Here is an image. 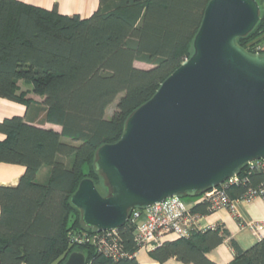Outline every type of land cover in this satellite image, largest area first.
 Instances as JSON below:
<instances>
[{
  "label": "trees",
  "instance_id": "trees-1",
  "mask_svg": "<svg viewBox=\"0 0 264 264\" xmlns=\"http://www.w3.org/2000/svg\"><path fill=\"white\" fill-rule=\"evenodd\" d=\"M208 2L99 0L98 8L82 18L56 6L0 0V97L27 107L25 115L0 121L6 136L0 140V162L25 166L16 186L0 185V264H63L73 251L83 252L86 264H141L130 220L117 230L119 247L127 253L123 258L106 257L91 242H73V233L97 230L83 222L71 196L86 177L108 194L106 184L100 190L104 177L94 169L98 148L117 142L130 114L191 56ZM263 16L261 10L256 27L238 38L242 47L252 50L251 43L264 32ZM137 61L151 67L140 68ZM21 82L43 99L29 97ZM118 97L108 118L107 108ZM44 167L49 172L38 180ZM246 167L227 189L233 200L264 191V161ZM193 210L210 212L208 202ZM226 237L219 226L196 228L188 237L165 239L149 254L160 263L176 258L217 264L207 252ZM231 244L235 257L229 264H264V236L247 250L235 240Z\"/></svg>",
  "mask_w": 264,
  "mask_h": 264
},
{
  "label": "water",
  "instance_id": "water-1",
  "mask_svg": "<svg viewBox=\"0 0 264 264\" xmlns=\"http://www.w3.org/2000/svg\"><path fill=\"white\" fill-rule=\"evenodd\" d=\"M260 20L257 0H209L193 52L127 118L94 169L109 189L83 178L71 196L83 222L116 230L134 208L196 197L264 158V54L242 47ZM63 264H86L73 251Z\"/></svg>",
  "mask_w": 264,
  "mask_h": 264
},
{
  "label": "crops",
  "instance_id": "crops-1",
  "mask_svg": "<svg viewBox=\"0 0 264 264\" xmlns=\"http://www.w3.org/2000/svg\"><path fill=\"white\" fill-rule=\"evenodd\" d=\"M44 8L52 9L54 6L63 14H79L82 18L89 17L99 5V0H21ZM23 90H29L28 96L34 100L41 101L43 98L33 92L28 84L21 82ZM108 109V108H107ZM27 107L19 102L10 101L0 97V121L13 115H25ZM46 128L61 130V127L51 123L39 124ZM0 133V140L5 138ZM25 172V166L0 162V185L16 186ZM49 172L48 167L42 168L37 175L38 180H44ZM1 215V210H0ZM202 224L205 226H219L220 231H227L225 240L207 252L209 259L217 264H229L235 257V251L231 244L235 240L243 250H247L259 242L264 236V197L256 196L249 200L234 199L230 207L208 212L202 215ZM253 225L257 227H253ZM176 236L167 235L165 239H173ZM137 259L141 264H187L176 258H170L164 263L153 259L148 250H142ZM54 264V263H53Z\"/></svg>",
  "mask_w": 264,
  "mask_h": 264
},
{
  "label": "built area",
  "instance_id": "built-area-1",
  "mask_svg": "<svg viewBox=\"0 0 264 264\" xmlns=\"http://www.w3.org/2000/svg\"><path fill=\"white\" fill-rule=\"evenodd\" d=\"M264 14V0L260 6V11ZM264 18V16H263ZM253 53L264 54V32L250 45ZM263 159L251 161L246 168H253L261 165ZM240 173L225 180L219 186L208 189L198 194L191 200H186L184 196H173L166 198L159 203L152 204L149 207L134 208L131 211L129 220L134 225L135 242L138 250L135 256H138L142 250H151L160 245L167 235L176 237H188L196 228H215L216 226H205L202 224V213L194 211L193 208L199 202H208L209 211H214L222 207H230L234 200L227 193L228 187L238 183L241 179ZM260 192L251 191L247 194L245 200L256 196H262ZM253 227H257L253 225ZM118 229L98 231L95 233H73L71 240L78 243L91 242L97 246L100 253L106 257L120 259L127 255L119 247Z\"/></svg>",
  "mask_w": 264,
  "mask_h": 264
},
{
  "label": "rangeland",
  "instance_id": "rangeland-1",
  "mask_svg": "<svg viewBox=\"0 0 264 264\" xmlns=\"http://www.w3.org/2000/svg\"><path fill=\"white\" fill-rule=\"evenodd\" d=\"M136 65L140 68H149L151 67V65L145 63V62H141V61H137L136 62ZM29 87H31V85L28 84ZM120 97H118L107 109V113H106V116L108 118H110L112 116V114L114 113V110L116 109V106H117V102L119 100ZM103 184H106V181L105 179L103 178V180L100 181L99 183V188L100 190L103 191ZM186 200H191L192 198L191 197H185Z\"/></svg>",
  "mask_w": 264,
  "mask_h": 264
}]
</instances>
